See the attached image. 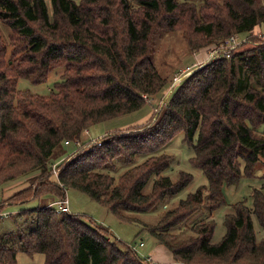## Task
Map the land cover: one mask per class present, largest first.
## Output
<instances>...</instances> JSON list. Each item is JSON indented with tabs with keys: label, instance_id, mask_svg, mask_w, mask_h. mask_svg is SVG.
<instances>
[{
	"label": "trees",
	"instance_id": "trees-1",
	"mask_svg": "<svg viewBox=\"0 0 264 264\" xmlns=\"http://www.w3.org/2000/svg\"><path fill=\"white\" fill-rule=\"evenodd\" d=\"M199 1L0 0V20L11 29L8 40L0 31V185L31 175V185L0 201V221L7 204L54 196L17 213L18 247L0 226V264H19V250L43 253L44 264H160L92 218L59 210L53 202L67 188L124 221L167 204L156 223L144 224L177 264H264V183L252 188V205L228 203L224 191L256 177L264 160V41L258 36L264 2ZM179 27L192 51L233 34L243 41L171 89L173 81L154 62L156 37ZM57 68L63 72L49 94L18 88L20 78L45 82ZM156 96V112L144 123L110 131L101 145L61 159L71 145L65 140L74 142L85 128L139 110ZM180 132L207 182L169 206L193 180L185 170L176 180L169 175L174 157L163 148ZM119 160L126 167L115 175ZM225 205L226 232L213 242V214ZM203 206L206 214L190 234L174 231Z\"/></svg>",
	"mask_w": 264,
	"mask_h": 264
},
{
	"label": "rangeland",
	"instance_id": "rangeland-1",
	"mask_svg": "<svg viewBox=\"0 0 264 264\" xmlns=\"http://www.w3.org/2000/svg\"><path fill=\"white\" fill-rule=\"evenodd\" d=\"M261 1L264 2V0ZM0 31L5 39L8 40L11 29L6 23L1 20ZM216 45L219 44L209 43L207 46L197 51H192L189 48L185 40L183 30L180 27L173 30H162L156 37V52L154 56V62L158 70L161 73L168 75L169 78L173 81V84L174 77L187 66L199 62L206 63L209 59L210 51ZM62 72L63 68H57L55 71L50 73L47 81L41 83H33L28 79L20 78L18 82V88L29 89L34 93L42 95L49 94L52 87H54V81L59 80ZM159 100L160 97L158 98L157 96L151 100L148 99L149 102L139 110L114 117L89 128L91 133L88 134V137L97 138L104 136L106 133L115 129L126 128L130 125L144 123L151 117L154 112H156V106L157 104H159ZM183 138L184 133H178L168 144H166V146L163 148V151H166L174 157L171 170L169 171V175L172 177V179L176 180L178 177V172L180 170H185L193 174V180L182 191H180L169 201H167L169 206H171L172 204H176L179 199L185 198L188 193L195 191L198 186L207 182L203 171L192 164L190 160L192 151L187 143L183 140ZM76 147L77 143L72 142L71 145L67 146V150L61 157V159L70 154L71 150L74 151ZM117 166V169L111 170L113 173H115V175L123 172L126 167L123 166V162L120 160L117 161ZM255 173H257L256 177H243L238 185L224 187L228 203L246 199L247 204L252 205V188L255 186L259 187L264 183V178L262 177V175H264V160H261L258 163ZM30 176H20L17 179L10 180L0 185V201L9 198L10 195L19 191L21 188L29 184L31 185V183H29L28 181ZM52 179H56L55 176H52ZM35 187L36 182L33 183L32 188ZM150 189L151 188L148 184L145 187V190L147 192ZM66 191L69 200L68 207L71 212L82 214L85 220H89L90 218H92L97 223L103 224V226L109 228V230L115 237L133 246L142 256H155V252L157 253V249L160 248L161 253L164 252V254H168L171 257L169 249L165 245L159 243L157 241V238L150 232L148 228L145 227L144 224L146 223L148 225H153L154 223H156L165 210V206H167V204L164 205L163 203H160L150 212L136 214V217L139 218L137 220L124 221L120 220L117 216L111 213L107 209V207L102 205L100 202L92 199L85 193L74 188H67ZM49 196H47V199H40L37 197L23 203H11L3 207L2 220L0 221L1 230L6 233V235H8L9 240L12 241V243L16 244L17 247L19 244L17 229L19 227V224L21 223V218L18 217L17 213L22 208H32L39 205L40 203L43 204L54 199V196ZM53 204L57 205L56 203ZM228 210L229 205H225L216 210L213 214V218L215 219L216 224L213 232V242H219L226 232L225 214L228 212ZM206 211V207L203 206L200 210L191 214L182 223L181 226L174 228V231L178 232V234L180 235L190 234L191 231L188 229L196 220L204 216L206 214ZM256 225H258V222H256ZM257 232V236L260 239L263 236V233L260 230H257ZM141 242L143 243L141 244ZM17 260L19 264H44V254L38 252L30 255L23 250H19L17 253ZM154 260L157 261L159 259L154 258ZM159 263L170 264L169 261H159Z\"/></svg>",
	"mask_w": 264,
	"mask_h": 264
},
{
	"label": "built area",
	"instance_id": "built-area-1",
	"mask_svg": "<svg viewBox=\"0 0 264 264\" xmlns=\"http://www.w3.org/2000/svg\"><path fill=\"white\" fill-rule=\"evenodd\" d=\"M258 36L260 37V39L262 41H264V31H261ZM242 41H243V39H241L238 34H233V35L229 36L228 38L225 39L224 42H222L221 44L215 46L210 51L209 59L214 58L215 56H217L220 53H222L223 55H226V56H230L231 52L235 48H237L242 43ZM204 63L205 62H203V63L199 62V63H194L192 65L187 66L185 69H183L181 71L182 74H180V75L178 74V75H176L174 77V83H177L182 78V76H185V75L189 74L191 71H193L196 68L202 66V64H204ZM198 64H200V65H198ZM89 133H90V129L89 128H85L83 130V133H82V138L77 139L76 141H74V142L77 143V147L74 150L75 152L78 151V150H81L82 148L92 147L94 144L101 145L102 136L101 137H97V138H90V137H88ZM65 143L66 144H70L72 142L70 140H65ZM59 163H60V161H56V162H54L52 164V174L55 177H57L58 173H59V167H58ZM53 203L57 204L56 206L58 207L59 210H69V207H68L69 200H68L67 194H66V196L64 198H62L60 200H57V201H54ZM142 243L143 242H141V244ZM147 257H148V259L152 258L150 255H148Z\"/></svg>",
	"mask_w": 264,
	"mask_h": 264
},
{
	"label": "crops",
	"instance_id": "crops-1",
	"mask_svg": "<svg viewBox=\"0 0 264 264\" xmlns=\"http://www.w3.org/2000/svg\"><path fill=\"white\" fill-rule=\"evenodd\" d=\"M257 29H259L260 30V27H257ZM91 133V132H90ZM171 253V252H170ZM156 256V257H155ZM155 256H151L152 257V259H154V258H157V259H159V260H157L156 262L157 263H159V261H169L170 262V264H173V263H176V261L174 260V258H173V255H172V253H171V257H170V255H166V254H164V252L163 253H161V249L160 248H158L157 249V253L155 252ZM163 263V262H162Z\"/></svg>",
	"mask_w": 264,
	"mask_h": 264
},
{
	"label": "water",
	"instance_id": "water-1",
	"mask_svg": "<svg viewBox=\"0 0 264 264\" xmlns=\"http://www.w3.org/2000/svg\"><path fill=\"white\" fill-rule=\"evenodd\" d=\"M173 86H174V83L172 84L171 89L173 88Z\"/></svg>",
	"mask_w": 264,
	"mask_h": 264
}]
</instances>
